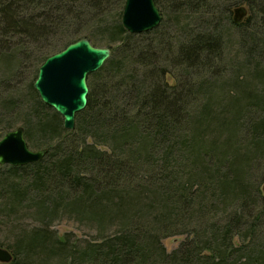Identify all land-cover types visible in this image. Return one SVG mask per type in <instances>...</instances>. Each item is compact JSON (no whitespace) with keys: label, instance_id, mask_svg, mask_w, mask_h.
Masks as SVG:
<instances>
[{"label":"trees","instance_id":"16d2710c","mask_svg":"<svg viewBox=\"0 0 264 264\" xmlns=\"http://www.w3.org/2000/svg\"><path fill=\"white\" fill-rule=\"evenodd\" d=\"M125 2L0 0V84L38 52L23 125L26 140L48 148L41 162L0 176L11 212L30 202L43 223L0 247L10 264H264V186L254 180L264 178V0H154L163 19L143 34L123 27ZM242 6L248 16L235 23ZM222 12L240 30L234 54ZM88 31L111 57L88 76L87 107L69 131L34 83L48 57ZM17 103L0 99V115L12 117ZM62 213L102 241L69 246L49 230ZM185 230L197 241L167 253L161 238ZM236 236L258 241L244 260Z\"/></svg>","mask_w":264,"mask_h":264},{"label":"water","instance_id":"95a60500","mask_svg":"<svg viewBox=\"0 0 264 264\" xmlns=\"http://www.w3.org/2000/svg\"><path fill=\"white\" fill-rule=\"evenodd\" d=\"M247 15L244 7L234 10V22L240 23ZM163 17L154 0H126L122 25L130 34H143L158 28ZM111 57L109 48L94 46L83 38L51 55L39 68L34 88L41 101L63 119L66 130L76 129V115L84 111L90 92L88 76L99 71ZM48 150L33 151L20 126L0 139V166L24 167L41 162ZM13 254L0 247V263L9 264Z\"/></svg>","mask_w":264,"mask_h":264},{"label":"rangeland","instance_id":"374dc122","mask_svg":"<svg viewBox=\"0 0 264 264\" xmlns=\"http://www.w3.org/2000/svg\"><path fill=\"white\" fill-rule=\"evenodd\" d=\"M242 7H244L247 10V15L241 22L246 20L248 16L247 7L246 6H242ZM116 12L117 10L114 11L115 17H116ZM224 12H226V10ZM224 12L219 14L218 22L222 23V25L224 26V30H227V33H228L227 34L228 39L226 41L228 44V50L232 49V52L227 51L226 54H234L235 51H237L239 48V46L236 47L234 44L238 42V34L240 30L239 31L235 30L234 28L230 26H229L230 30H228L229 29L228 21L223 15ZM232 18L234 19V12H233ZM75 29L76 27H72L71 30H68L69 35L63 36L62 40L68 41L71 38H74L73 36H74ZM96 35L97 34L92 31H88L85 34H81L82 37L83 36L90 37V39L88 38L90 42H91V38L93 40L99 41L100 44L99 46H96V47H102V48L110 47L105 43V41H102L103 38L101 39L99 35L97 36ZM233 46L235 48H233ZM41 47L42 45H40V48ZM37 53L38 52H32L31 54L28 55L29 58L23 59L21 63L22 64L21 67L17 71H15V74L13 75V77H11V79L6 81V83L0 84V99L7 98V96L16 98L18 99L17 106L19 108V109L17 108L16 112L12 115V117L10 114H5L4 116L0 115V139L7 132L13 131L20 126L24 127L23 121L27 119V117L30 116L29 114L31 113V108L34 105V100L28 93L29 92L28 87H29L30 82L33 79L35 63L39 55ZM256 54H259L258 51L256 52ZM171 70H172V73H174V70L173 69ZM173 76H174L173 74H170L169 76H167V80L171 85L175 84V80L173 79L174 78ZM229 77H230V74H228L226 78H229ZM17 111H20V113L18 112L19 114H17ZM53 112H54L53 109H49L46 111L48 116H51ZM59 117H60L61 123L63 124L62 117L60 115ZM26 141H27L28 147L31 150L38 151L39 149H41V148H38L35 145V143L29 142L28 140ZM45 149H48V148H45ZM6 166H9V165L0 166V176L6 175L5 173L7 172ZM29 173L30 171L28 172V174ZM254 173L256 176L254 180L257 183V185L261 183V186H264V178L261 176V172L260 173L254 172ZM5 196L6 195H4L2 199H0V245L7 247L8 245L15 244L18 241V238L21 236V234H23V232L35 229L41 226L43 223L36 220L33 216V211L30 210V208H32L34 204H31L30 202L26 201L23 205V209H21L20 211L11 212V209L8 206H6L7 204L6 201H4ZM48 225H49V230L54 232L57 237L59 238H63L65 236L68 237L70 241L69 246L72 245L73 247L80 248V247L85 246L87 243H95V242L99 243L102 241V239L99 238L98 231L94 227L88 225L84 221L77 219L75 216L73 215L71 216L67 213L60 214V216H57V218L54 221H52V223H49ZM214 227L215 229H217L218 225L217 226L215 225ZM115 230H116V227L114 226L111 227L108 230L107 235H112ZM261 233L262 232H260V234ZM193 239L196 240V235L193 234L189 230H185L183 232H180V235L177 234V235H173L167 238H161V246H163L166 249L167 253L170 254L178 250L181 247L182 248L185 247L184 245L189 244L191 241H193ZM234 242L235 244H237V246H240V248L244 247L243 249L245 251L244 253L241 254V258L243 260L245 259L244 255L254 253L252 248L258 245V241H253L252 239H249V241H246L243 243L242 238L238 236L235 237ZM237 255L238 253L236 254V256ZM0 264H3V263H0Z\"/></svg>","mask_w":264,"mask_h":264}]
</instances>
